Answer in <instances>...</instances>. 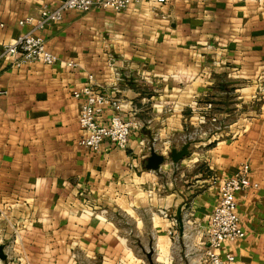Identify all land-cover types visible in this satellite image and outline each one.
Wrapping results in <instances>:
<instances>
[{"label": "crops", "instance_id": "crops-1", "mask_svg": "<svg viewBox=\"0 0 264 264\" xmlns=\"http://www.w3.org/2000/svg\"><path fill=\"white\" fill-rule=\"evenodd\" d=\"M60 1L0 0V53L32 29L19 21ZM36 34L55 64L0 60V264H144V243L152 264H207L219 185L243 163L250 186L234 199L244 236L221 253L234 257L229 264H264V0L69 11ZM88 74L118 100L103 122L117 114L139 123L125 149L78 143L73 94ZM212 90L238 107L228 129L147 170L151 150L181 148L178 135L202 96H218Z\"/></svg>", "mask_w": 264, "mask_h": 264}, {"label": "built area", "instance_id": "built-area-1", "mask_svg": "<svg viewBox=\"0 0 264 264\" xmlns=\"http://www.w3.org/2000/svg\"><path fill=\"white\" fill-rule=\"evenodd\" d=\"M149 1L163 3L166 0H61L54 7L44 4L36 17H27L18 22L19 25L31 24L32 29L13 41L4 43L0 60H7L11 67L18 69L34 62L53 65L57 57L46 48L44 39L36 32L61 21L69 11L85 13L92 8H102L120 12L132 3ZM67 66L74 67L75 64L70 61ZM113 73L119 81L120 72L113 69ZM87 80V83L73 94V97L79 101L78 122L82 130L79 145L97 151L104 141H108L117 148L125 149L131 129L139 127V123L135 120H125L117 114L111 115L108 121L103 122L101 118L105 109L116 107L118 100L96 88L92 74L87 75ZM116 89V87L112 88V90ZM249 171V165L243 163L232 177L223 180L219 185L218 201L204 234L207 264H229L234 260L229 253L222 256L221 251L225 243H234L244 236L236 211L234 194L250 186Z\"/></svg>", "mask_w": 264, "mask_h": 264}, {"label": "rangeland", "instance_id": "rangeland-1", "mask_svg": "<svg viewBox=\"0 0 264 264\" xmlns=\"http://www.w3.org/2000/svg\"><path fill=\"white\" fill-rule=\"evenodd\" d=\"M218 92L219 95L214 90L210 91V93H216L218 95L217 97H212V95L209 94L204 97L202 96V98L198 100L197 106H194V112L197 116L192 121L193 124L186 123L184 125L182 133H180L177 138V140H179L178 146L187 141H192L194 143H192L191 147H194L195 145L204 143L212 137H215L216 133L228 129L233 119L230 114L233 113V108L236 110L238 107H233L230 104L232 100H228V94L221 93V91ZM260 92L264 93L263 86ZM223 112L226 114L231 113L229 116H222ZM169 152L165 154V161H170ZM142 247L143 251L138 248V253L144 259V264H149L148 260H146V252L149 247L146 243H144Z\"/></svg>", "mask_w": 264, "mask_h": 264}, {"label": "water", "instance_id": "water-1", "mask_svg": "<svg viewBox=\"0 0 264 264\" xmlns=\"http://www.w3.org/2000/svg\"><path fill=\"white\" fill-rule=\"evenodd\" d=\"M192 141L185 142L179 150L171 149L169 152V158L172 161V163H178L180 160H182L185 156H188L189 154V148L192 145ZM166 160V157L162 154H159L155 152L154 150H151L149 153V156L147 158L145 168L147 170H158L160 166L164 163ZM152 248L149 247L148 251L146 252V258L149 262V264H152ZM6 259V254L4 253V247L0 244V260L4 261Z\"/></svg>", "mask_w": 264, "mask_h": 264}]
</instances>
